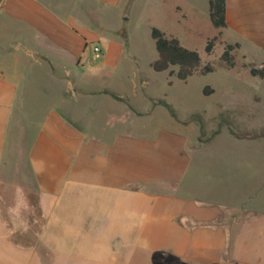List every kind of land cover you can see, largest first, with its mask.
<instances>
[{
	"label": "crops",
	"instance_id": "crops-1",
	"mask_svg": "<svg viewBox=\"0 0 264 264\" xmlns=\"http://www.w3.org/2000/svg\"><path fill=\"white\" fill-rule=\"evenodd\" d=\"M123 1L0 0V264H264L253 162L202 153L221 132L200 140L191 122L134 131V52L77 22ZM225 22V44L264 52V0H226ZM124 63L129 93L87 82ZM16 186L26 232L5 214Z\"/></svg>",
	"mask_w": 264,
	"mask_h": 264
},
{
	"label": "rangeland",
	"instance_id": "rangeland-1",
	"mask_svg": "<svg viewBox=\"0 0 264 264\" xmlns=\"http://www.w3.org/2000/svg\"><path fill=\"white\" fill-rule=\"evenodd\" d=\"M117 11L107 12L105 19L91 14L77 22L94 33H99L103 26L107 28L96 44L101 46L109 39L118 38L130 47L129 52H134V107L138 114L134 116V131L151 133L154 129L169 128L174 123L189 122L199 126L200 140L220 131L210 148L202 153L212 151L250 159L253 172L264 174V77L249 74L250 66L264 67V52L242 43L240 49L231 51L233 67L220 60L225 43L234 37L227 33L221 35L218 28L211 25L208 0H133L130 4L124 0ZM121 13H126L123 16L128 18L123 21L122 28L115 19ZM151 27L196 50L201 64H211L213 71L204 75L194 73L185 81L168 71H153L150 63L157 59L158 53L150 35ZM209 40H212L213 47L207 54L204 46ZM123 66L116 72L105 73L102 78L87 82L90 86L105 85L129 93L126 76L131 68L127 63ZM170 69L176 71L177 68L172 66ZM144 80L147 85L141 86ZM205 87L213 92L204 94ZM159 101L168 104L169 109ZM97 102L93 99L90 103L96 105ZM104 110L92 108L91 112L103 113ZM228 134L243 139L232 140Z\"/></svg>",
	"mask_w": 264,
	"mask_h": 264
},
{
	"label": "trees",
	"instance_id": "trees-1",
	"mask_svg": "<svg viewBox=\"0 0 264 264\" xmlns=\"http://www.w3.org/2000/svg\"><path fill=\"white\" fill-rule=\"evenodd\" d=\"M225 2L226 0H208V16L214 28H222L226 25ZM150 35L154 40L155 48L158 53L157 59L150 63V67L153 71H168L170 75L173 74L177 79L182 81H185L194 73L204 75L213 71V66L211 64H201L200 55L196 50L183 46L175 37L166 36L164 32L155 27H151ZM212 47V40H209L204 46V52L209 54ZM238 47L239 45L237 43L225 44L220 54V60L227 66L233 67L234 61L231 51ZM172 66H176V71L170 69ZM249 74L251 76L263 78L264 67L254 68L250 66ZM212 92L213 90L209 87L203 89L204 94ZM159 102L169 109L168 104L163 101Z\"/></svg>",
	"mask_w": 264,
	"mask_h": 264
},
{
	"label": "clouds",
	"instance_id": "clouds-1",
	"mask_svg": "<svg viewBox=\"0 0 264 264\" xmlns=\"http://www.w3.org/2000/svg\"><path fill=\"white\" fill-rule=\"evenodd\" d=\"M34 208L30 204L24 189L16 186L12 203L5 209L7 222H10L13 231L26 232L30 228L28 216L34 213Z\"/></svg>",
	"mask_w": 264,
	"mask_h": 264
},
{
	"label": "built area",
	"instance_id": "built-area-1",
	"mask_svg": "<svg viewBox=\"0 0 264 264\" xmlns=\"http://www.w3.org/2000/svg\"><path fill=\"white\" fill-rule=\"evenodd\" d=\"M101 51L98 45L93 44L91 45V59L92 61L97 60L100 58Z\"/></svg>",
	"mask_w": 264,
	"mask_h": 264
}]
</instances>
